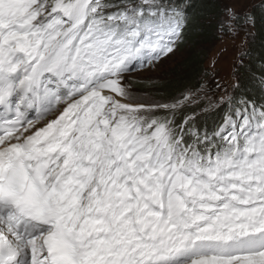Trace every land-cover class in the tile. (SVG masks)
<instances>
[{"label": "snow or ice", "instance_id": "6c2138e0", "mask_svg": "<svg viewBox=\"0 0 264 264\" xmlns=\"http://www.w3.org/2000/svg\"><path fill=\"white\" fill-rule=\"evenodd\" d=\"M190 7L0 0V264H264V101L128 79L195 35Z\"/></svg>", "mask_w": 264, "mask_h": 264}, {"label": "trees", "instance_id": "16d2710c", "mask_svg": "<svg viewBox=\"0 0 264 264\" xmlns=\"http://www.w3.org/2000/svg\"><path fill=\"white\" fill-rule=\"evenodd\" d=\"M223 0H189L192 28L195 35H190L186 44L188 46V58L170 70L165 79L158 83H142L139 91L147 93L149 90L157 94L159 99L168 100L187 87H196L204 78V53L203 46L214 43L219 38V33L225 29L220 25L223 21L224 11L221 3ZM250 16L253 17L252 37L248 41L242 69H236V75L240 83L254 99L264 101V86L261 85L264 74V0L253 7ZM246 22L242 17H237V23ZM239 66V65H238ZM138 86V85H137ZM194 107V106H193ZM222 116L219 108L202 112L198 117L201 128L211 129Z\"/></svg>", "mask_w": 264, "mask_h": 264}, {"label": "rangeland", "instance_id": "374dc122", "mask_svg": "<svg viewBox=\"0 0 264 264\" xmlns=\"http://www.w3.org/2000/svg\"><path fill=\"white\" fill-rule=\"evenodd\" d=\"M263 0H223L221 3L224 15L222 17L224 24V32L219 33V38L214 43L203 46L204 53V69L207 72V77L203 78L202 83L206 84L208 96L213 100H217L223 95V89L227 88L228 92H232V86L236 82V69L240 65V55L247 49L248 41L252 37V27L250 23L245 22L242 25L237 23V17L245 19L249 15L253 7L261 4ZM231 7L236 12V17L229 19L226 8ZM232 31H228V28ZM188 46L180 48L171 58H164L161 62L154 66L132 73L128 79L132 82L134 90L141 95H150L159 99L156 93L149 90L147 93H142L139 88L142 83H158L165 79L167 73L173 70L175 66L182 63L188 58ZM244 61V60H243ZM215 67L212 68V64ZM204 72V73H205ZM219 82L221 87H216V82ZM138 85V86H137ZM203 103L207 104L205 100Z\"/></svg>", "mask_w": 264, "mask_h": 264}]
</instances>
